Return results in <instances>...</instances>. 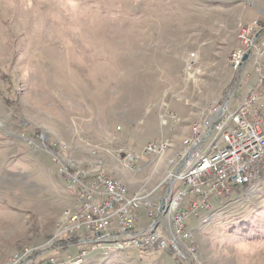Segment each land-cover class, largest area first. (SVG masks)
Segmentation results:
<instances>
[{"label": "rangeland", "instance_id": "rangeland-1", "mask_svg": "<svg viewBox=\"0 0 264 264\" xmlns=\"http://www.w3.org/2000/svg\"><path fill=\"white\" fill-rule=\"evenodd\" d=\"M261 13L263 0H0V264L26 249L34 264H264V169L187 219L184 259L123 254L120 239L91 252L94 242L80 243L91 233L63 236L79 201L57 164L100 167L130 195L163 196L210 108L233 92L235 109L254 88L251 72L235 89L227 61L239 24ZM160 140L161 155H143ZM120 149L136 156L130 169ZM137 224L150 220L141 214Z\"/></svg>", "mask_w": 264, "mask_h": 264}, {"label": "built area", "instance_id": "built-area-1", "mask_svg": "<svg viewBox=\"0 0 264 264\" xmlns=\"http://www.w3.org/2000/svg\"><path fill=\"white\" fill-rule=\"evenodd\" d=\"M237 42L239 47L231 52L227 61L237 84L235 89L241 82L250 80L251 72L256 74L255 86L235 109L230 106L233 92L223 103H215L210 108L209 116L194 129L191 145L173 163L176 169L165 178L167 190L163 196L156 195L159 188L147 194L129 195L112 178L99 171L100 167L89 173L62 166V161H57L59 177L73 186L78 191V199H82L77 217L70 226H64L63 236L71 238L79 232L91 233L92 237L82 239L86 244L99 238L119 240L141 231L137 228L141 214L150 220L147 228L153 223H162L165 228L162 220L165 196L172 181H180L183 190L172 218L178 234L187 237L190 216H196L199 211L208 212L216 202L231 197L235 188L245 186V181L259 175L260 169H264V13L249 24L241 23ZM162 145L163 140L148 143L143 155L153 157ZM119 154L124 156L126 168L134 166L136 156L124 149H120ZM163 239H169L168 233L124 249L140 253L164 252ZM96 250L90 247L91 252ZM178 253H182L185 259V251L180 247ZM87 254L84 250L79 256ZM31 260H38V255L26 249V252L14 256L9 264H31ZM39 264L68 262L50 258L39 261Z\"/></svg>", "mask_w": 264, "mask_h": 264}, {"label": "bare ground", "instance_id": "bare-ground-1", "mask_svg": "<svg viewBox=\"0 0 264 264\" xmlns=\"http://www.w3.org/2000/svg\"><path fill=\"white\" fill-rule=\"evenodd\" d=\"M240 31H241V23L239 24L238 32L236 35L237 40H238V33H240ZM229 58H231V53H230ZM194 129H196V126L194 127ZM192 140H193V136L190 139L185 140L183 142L185 149L188 147V145H191ZM146 147H147V145L145 146L144 150H146ZM162 152H163V147L159 146V153H154V156L161 155ZM131 167L132 166H130L128 168L130 169ZM261 170H263V169H260V171ZM255 178H256V176L254 178H252L251 180L245 181V185H250L252 183V181H254ZM65 182H66V185L68 186V189L75 193L76 199L79 201V208L82 207V199H78V191L74 190L73 186H70L69 183H67V181H65ZM113 182L117 183L119 185V187H121L122 191H127L126 187H124L119 182H117L115 180H113ZM178 182L180 183V181H172L171 186L169 188V193H167V195L165 196V204L166 205H164V208H162V216H165L167 218V221L169 223V226H168L169 230L168 231L170 233L169 239H163V251L164 252H171L173 254H179L178 253V247H180V249H181L182 243L185 240L190 241L189 238H191V232L188 230V225H187V237L182 236V235L178 234V227H176L175 220H174V218H172L173 210H175L177 201H178V199H180V195H181V190L175 196L173 194L174 186ZM228 198H230V197H228ZM211 209H209V210H211ZM77 215H78V212L72 217L71 222L75 217H77ZM159 227H160V223H153V224H151L150 228L138 231L136 235H128L125 237H121L120 240H123V242L126 241V243H128L129 247L135 246V245H142L143 243H147L148 241H152V240L156 239L158 234L164 235V233H163L164 231H162V228L160 229ZM112 240H115V239L99 238L97 240H93L92 242H94L95 245H92L93 246L92 249L97 248L98 244L101 242L107 243V242L112 241ZM171 241H173L174 243ZM24 252H26V250ZM14 256H17V254H15ZM77 259H79V258H77ZM33 261L34 260H31V264H34ZM78 262H79V260H78ZM37 264H39V263H37Z\"/></svg>", "mask_w": 264, "mask_h": 264}, {"label": "trees", "instance_id": "trees-1", "mask_svg": "<svg viewBox=\"0 0 264 264\" xmlns=\"http://www.w3.org/2000/svg\"><path fill=\"white\" fill-rule=\"evenodd\" d=\"M262 172V171H261ZM263 175V174H262ZM248 185H245V186H243L242 187V189H244V188H246ZM239 188V187H238ZM238 188H235L234 189V191H237L238 190ZM233 191V192H234ZM121 253H123V254H130V253H137V254H142V253H140V252H137V251H135V250H130V251H125V249H123V250H119ZM153 253H158V252H153ZM176 256V255H175Z\"/></svg>", "mask_w": 264, "mask_h": 264}, {"label": "crops", "instance_id": "crops-1", "mask_svg": "<svg viewBox=\"0 0 264 264\" xmlns=\"http://www.w3.org/2000/svg\"><path fill=\"white\" fill-rule=\"evenodd\" d=\"M137 228H139V229H141V230H143L144 228H141L138 224H137ZM81 244L83 243V242H80ZM83 244H86V243H83Z\"/></svg>", "mask_w": 264, "mask_h": 264}]
</instances>
